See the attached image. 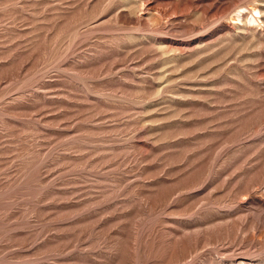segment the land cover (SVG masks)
<instances>
[{
    "label": "rangeland",
    "instance_id": "1",
    "mask_svg": "<svg viewBox=\"0 0 264 264\" xmlns=\"http://www.w3.org/2000/svg\"><path fill=\"white\" fill-rule=\"evenodd\" d=\"M0 264H264V0H0Z\"/></svg>",
    "mask_w": 264,
    "mask_h": 264
},
{
    "label": "bare ground",
    "instance_id": "2",
    "mask_svg": "<svg viewBox=\"0 0 264 264\" xmlns=\"http://www.w3.org/2000/svg\"><path fill=\"white\" fill-rule=\"evenodd\" d=\"M254 18V17H253ZM256 20V19H255ZM253 21H254V19H253Z\"/></svg>",
    "mask_w": 264,
    "mask_h": 264
}]
</instances>
